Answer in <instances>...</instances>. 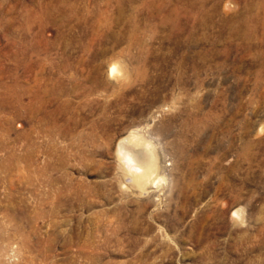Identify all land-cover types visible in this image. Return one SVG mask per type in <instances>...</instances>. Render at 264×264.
I'll use <instances>...</instances> for the list:
<instances>
[{
  "label": "rangeland",
  "instance_id": "obj_1",
  "mask_svg": "<svg viewBox=\"0 0 264 264\" xmlns=\"http://www.w3.org/2000/svg\"><path fill=\"white\" fill-rule=\"evenodd\" d=\"M0 264H264V0H0Z\"/></svg>",
  "mask_w": 264,
  "mask_h": 264
},
{
  "label": "bare ground",
  "instance_id": "obj_2",
  "mask_svg": "<svg viewBox=\"0 0 264 264\" xmlns=\"http://www.w3.org/2000/svg\"><path fill=\"white\" fill-rule=\"evenodd\" d=\"M119 64L112 65L110 74L112 76L121 74L122 77H125L126 73L123 74L124 67L122 69ZM118 155L123 164L126 179V182L122 183L124 189L135 187L145 192L148 190L149 184H154L155 180H158L160 167L157 163V157L151 148V143L142 138L140 134L133 132L129 137L123 139L119 143Z\"/></svg>",
  "mask_w": 264,
  "mask_h": 264
}]
</instances>
